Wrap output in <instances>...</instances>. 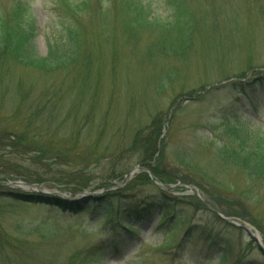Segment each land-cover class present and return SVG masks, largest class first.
Listing matches in <instances>:
<instances>
[{"label": "rangeland", "instance_id": "1", "mask_svg": "<svg viewBox=\"0 0 264 264\" xmlns=\"http://www.w3.org/2000/svg\"><path fill=\"white\" fill-rule=\"evenodd\" d=\"M188 20L190 27L182 28ZM2 22L8 32L17 23L33 30V48L42 58L58 38L74 33L79 51L89 58V69L83 73L78 64L47 78L15 69L0 77V166L3 160L17 163L25 172H51L30 161L34 149H12V133L18 135L31 125L36 129L26 140L52 142L48 157L58 155L69 162L68 167L52 163L54 173L64 171L62 178H52L41 190L56 193L62 187L58 185L69 183L65 171L78 170L90 195L72 197L83 205L76 212L0 199V264H219V254L197 236L177 247L184 227L165 233L171 224H160L156 214L141 223L131 221L135 230H119L117 248L102 250V243L115 236L110 229L117 215L113 223H91V215L82 213L91 205L89 198L104 195L107 183L118 192L126 188L137 202L159 194V183L150 173L146 176L151 184L136 180L139 173L125 185L119 181L138 166L135 154L126 152L132 134L158 116L165 123L160 139L173 169L186 170L185 158L210 178L208 182L196 175L202 185L209 183L211 195L192 185L191 192H176L174 185L168 193L194 198L222 217L233 207L241 217L231 220L253 228L264 246V179L247 181L226 168L217 153L238 144L218 128L222 113L230 127L264 142V88L250 83L264 74V0H0ZM194 23L201 35L184 58L162 52L145 56L149 46L174 39ZM244 74L245 80H235ZM233 78L241 82L243 92L228 89ZM222 79L229 80L217 83ZM192 90L200 93L198 101L186 96ZM0 187V193H21L19 187ZM193 203L179 204V213L186 223H206L222 235L231 250L224 264L264 261L244 228L226 227L210 210H196ZM94 210L97 219L102 207Z\"/></svg>", "mask_w": 264, "mask_h": 264}, {"label": "trees", "instance_id": "2", "mask_svg": "<svg viewBox=\"0 0 264 264\" xmlns=\"http://www.w3.org/2000/svg\"><path fill=\"white\" fill-rule=\"evenodd\" d=\"M183 23L184 26L182 28H185L188 27L186 25L189 24L190 21H183ZM138 24L140 25V23ZM14 28L15 30L13 32H8L4 22H2L0 25L1 78L5 77L8 75V73L15 69L47 78L54 75L56 72L67 71L73 67H76L78 64V66H81V71L88 74L89 66L87 64L89 62V58L83 57V50L82 52L79 51L80 46L77 45L79 41L74 33L67 32L65 37L58 38V40L53 42L52 45L48 46V54L45 58H42L36 54L33 48V42L35 39L34 31L24 29L21 23H17L16 27ZM196 35H201V32L196 28L194 23L193 27L189 31L177 35L174 39L169 41H165L163 39L149 46L145 56L149 58L153 56L154 52L157 54L158 52H162V55L166 57L173 55L175 57L184 58V56H186V51L193 45ZM248 73L249 72L246 74ZM246 77L247 76L244 74L243 76L241 75L238 78H235V80H245ZM227 80L222 79L217 83L225 82ZM235 80L234 78L229 80L232 81V84L230 83L231 85H227L229 86L228 89L234 90L236 92H243V85L240 81L233 82ZM250 83L252 85L256 84L264 88V74H259V76L256 78H252ZM201 87L202 86H200V89H203ZM196 92L197 90H192L185 94H187L186 96L191 100L198 101L197 99L200 97V93L197 94ZM218 121V128L220 127L224 132L231 134L237 139L236 141L238 142L237 146L235 147L224 146L217 151L219 158L222 160L226 168L239 172L247 179V181H259L264 179V142L251 137L246 132L242 133L240 130H236L237 128L230 127L226 113H222L221 119ZM164 125L165 123L162 122V116L152 118L146 127L137 129L132 134V139L126 152L135 154L134 156L137 157V165L147 170L151 176H153V178L164 187L169 188L176 184L185 186L192 185L204 191V194L211 195L209 188L211 186L208 185V180L210 178L205 172V169L197 166L196 163L193 164L192 161H186L185 158L182 159V162L186 170L180 171L176 169V167L173 169V164H171L167 158V145L160 139L161 131ZM34 129L36 128L29 125L28 128L20 130L21 132L18 133V135L16 133H12L11 136L14 137V142L11 145L12 149L16 151L21 146L34 149L33 153L36 154L30 159V161L36 165H43L47 169L46 171L51 170V172L49 174L45 173V176L38 173H29L22 171L21 167L17 163H10L9 161L1 160L0 183L2 185H7L9 182L11 183L12 181L19 179L29 184L32 183L33 185L37 186H45L51 183L52 178L57 176L61 177L60 172H64L61 170H56L57 173H54V171H52V163H59V166L63 163L65 167L69 166V162L62 161V158L58 155H55L53 158L48 157L50 151L47 149L50 148L52 142H49L48 140H42L38 142V140L32 137L29 138V140L25 139L27 138V134H31L30 130L34 132ZM40 134H43L44 136L47 135L43 131H41ZM65 172L64 178L68 180L69 183L64 182L63 185H58L62 186L63 188H58L56 191L74 196L83 193V191L85 192L89 188L85 183H82L83 181L81 179H79L80 175L78 170ZM74 172H77L78 174L73 175ZM128 172L129 171H127V173ZM127 173H125V175ZM196 175L201 176L202 179L208 182L202 185L203 183L201 182V178L200 180L197 179ZM46 176H49L48 179L45 178ZM124 176L121 175V177H119L120 182H122ZM140 178L146 183L151 184V181L146 176V173H140L138 177H135L136 180H140ZM102 188L103 190H106L113 187L107 183L104 184V187ZM0 189L2 188L0 187ZM175 191L182 192L185 190L182 187H178ZM158 193V195L152 197L151 199L137 202L132 197H128V191L126 188H124V190L120 192L109 190L105 192L102 197L88 199L91 205L82 213H84V215H91L89 219L91 223L98 221L99 223H104L105 221H110L113 223L111 218L115 214L117 215L115 223L110 229L115 234V236L110 237V239H108L109 241L102 243V246L104 245L102 250L106 251L107 249L111 248L116 249V246L121 243L117 241L118 237H116V232L119 230L128 234L133 232L135 229L130 227L131 221L136 224L141 223L153 214H156L160 217V224L166 222L171 224V227L166 229L165 233H172L179 226L184 227V231L182 232L183 239L180 241L179 246L177 247L185 244V242H187L191 236H197L199 241H202L208 250H213L215 254H219V264H224L227 258L230 257L231 250L229 248L230 245L222 241L224 240L222 235L213 228L205 225L206 223L203 225H193L189 222L186 223L185 217L178 211L179 204L182 202L183 204H191L192 200L195 202L192 205L196 210L203 209L205 211H209V209L203 204L196 203L197 201L194 198L189 199V202L187 198L180 199L177 196L173 197L171 193H165L161 190H159ZM2 198L6 199V202L25 206L50 207L62 212H65V210L76 212L79 211L83 206L76 200H73V198L65 200L60 197L46 196L35 193L3 192L0 193V199ZM183 199L188 200L187 202L189 203L182 201ZM95 207H102L101 215L97 219H95ZM229 208L232 211H227L224 214L226 217H241V214L233 213V211H235L233 207ZM210 214L213 215L216 222H219L226 227L230 226L231 228H234V226L230 225V223L227 224L222 221L216 214ZM255 225V227L259 228L257 224ZM259 252L261 253L260 249ZM262 256L264 257L263 254ZM232 264H241V262L237 260ZM248 264H264V261L261 263L253 262Z\"/></svg>", "mask_w": 264, "mask_h": 264}, {"label": "water", "instance_id": "3", "mask_svg": "<svg viewBox=\"0 0 264 264\" xmlns=\"http://www.w3.org/2000/svg\"><path fill=\"white\" fill-rule=\"evenodd\" d=\"M187 101H188V100H187ZM140 171L143 172L144 170L141 169V168H139V167H137V168L133 169V170L129 173L128 176H133V175H135L136 173H138V172H140ZM125 182H126V180L123 182V184H124ZM11 186H23V187H25V188H27V189H30L31 192H40V190L37 189L36 187H34V186H30V185L25 184V183H22V182H13V183L11 184ZM156 186H158L159 188H161V189H163V190H168V189H165L163 186H160V185H157V184H156ZM40 193H44V192L42 191V192H40ZM52 195L63 197L61 194H58V193H53ZM82 195H83V194H82ZM87 195H88V194H84L83 197H84V196H87ZM220 218L223 219V220L226 221V222H229V223L235 224V225H237V226H240L238 223L236 224L234 221H232V220H230V219H225V218H223V217H221V216H220ZM243 228L245 229L246 233H248V235H249L250 238L256 240L255 243H257L258 247L261 249V251H263L262 253H264V248H263V246L260 244V242H259V241H258V240H257V239H256L251 233H250V231H249L247 228H245V227H243Z\"/></svg>", "mask_w": 264, "mask_h": 264}]
</instances>
